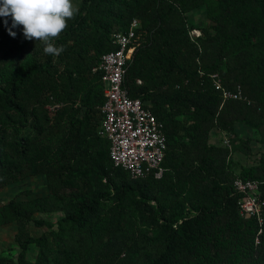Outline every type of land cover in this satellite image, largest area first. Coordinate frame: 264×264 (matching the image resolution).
I'll return each mask as SVG.
<instances>
[{
  "label": "trees",
  "instance_id": "trees-1",
  "mask_svg": "<svg viewBox=\"0 0 264 264\" xmlns=\"http://www.w3.org/2000/svg\"><path fill=\"white\" fill-rule=\"evenodd\" d=\"M204 5L210 25L197 44L187 14ZM134 20L124 87L164 124L161 178L132 179L98 135L105 97L94 70ZM67 25L52 56L0 17V189L38 176L48 186L0 209L19 244L0 264H264V204L262 224L242 216L234 185L259 181L264 201V152L233 167L234 155H251L238 125L264 145V0H82ZM213 74L242 98L225 99ZM48 213L63 216L34 217ZM31 223L47 231L34 237Z\"/></svg>",
  "mask_w": 264,
  "mask_h": 264
},
{
  "label": "built area",
  "instance_id": "built-area-1",
  "mask_svg": "<svg viewBox=\"0 0 264 264\" xmlns=\"http://www.w3.org/2000/svg\"><path fill=\"white\" fill-rule=\"evenodd\" d=\"M141 27L134 20L129 29L114 35L116 49L103 55L99 67L104 86L105 102L101 108L102 122L98 135L110 144V157L115 167L127 171L134 180L154 176L161 178L166 156L167 139L164 124L140 99L131 98L124 87L127 63L134 52L136 31ZM203 33L190 29L189 38L199 43ZM213 85L223 92L225 99H241L240 91L224 89L220 75L211 76ZM141 84V81H138ZM224 145L231 149L230 137L224 135ZM236 190L242 194L239 201L240 212L246 218H256L263 223L261 185L257 180L236 178Z\"/></svg>",
  "mask_w": 264,
  "mask_h": 264
},
{
  "label": "rangeland",
  "instance_id": "rangeland-1",
  "mask_svg": "<svg viewBox=\"0 0 264 264\" xmlns=\"http://www.w3.org/2000/svg\"><path fill=\"white\" fill-rule=\"evenodd\" d=\"M82 0H71L74 7L78 8ZM208 3H213L214 0H207ZM187 20L189 26L193 29L207 28L210 22L207 18L206 6H201L187 14ZM56 39V38H55ZM236 135L243 139H250L251 141V155H234L233 167L237 172H240L243 166L252 164L258 156L264 152V145L259 141V134L253 129L245 126L238 125L236 127ZM212 142L224 146V135L219 133L212 134ZM48 192L47 179L44 176H38L29 178L25 181L16 183L6 188L0 189V209H3L13 198L17 200H29L37 197L46 196ZM63 216L62 213H48V214H36L34 217L37 219H44L50 222H57V220ZM29 231L32 236L38 237L43 232L47 231L44 228H37L34 223L29 226ZM18 232L17 224L10 223L0 226V253H12L16 256L19 252V244L16 241V235ZM37 249L34 246L30 247L29 259H35Z\"/></svg>",
  "mask_w": 264,
  "mask_h": 264
},
{
  "label": "clouds",
  "instance_id": "clouds-1",
  "mask_svg": "<svg viewBox=\"0 0 264 264\" xmlns=\"http://www.w3.org/2000/svg\"><path fill=\"white\" fill-rule=\"evenodd\" d=\"M78 8L71 0H0V17H12V28L22 26L26 40H38L46 55L59 56L63 47L54 43ZM7 25V20H5ZM9 35L15 33L9 29Z\"/></svg>",
  "mask_w": 264,
  "mask_h": 264
}]
</instances>
